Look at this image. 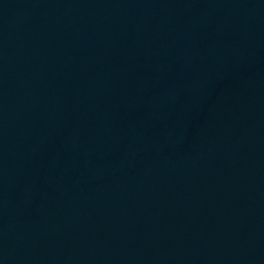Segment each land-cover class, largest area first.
Listing matches in <instances>:
<instances>
[{
    "label": "water",
    "instance_id": "95a60500",
    "mask_svg": "<svg viewBox=\"0 0 264 264\" xmlns=\"http://www.w3.org/2000/svg\"><path fill=\"white\" fill-rule=\"evenodd\" d=\"M0 264H264V0H0Z\"/></svg>",
    "mask_w": 264,
    "mask_h": 264
}]
</instances>
